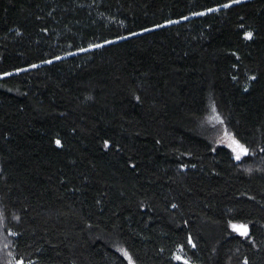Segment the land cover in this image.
<instances>
[{"label": "trees", "instance_id": "trees-1", "mask_svg": "<svg viewBox=\"0 0 264 264\" xmlns=\"http://www.w3.org/2000/svg\"><path fill=\"white\" fill-rule=\"evenodd\" d=\"M0 234V264H264V0H0Z\"/></svg>", "mask_w": 264, "mask_h": 264}, {"label": "rangeland", "instance_id": "rangeland-1", "mask_svg": "<svg viewBox=\"0 0 264 264\" xmlns=\"http://www.w3.org/2000/svg\"><path fill=\"white\" fill-rule=\"evenodd\" d=\"M206 120L203 121V125H201V128L204 130V133L206 131L207 138L210 140V142L213 145H220L225 146L230 149V151L233 154V157H236V152L238 149H236V144H240L230 133V131L227 129L225 120L218 112V109L215 105H210L209 111L206 115ZM205 135V136H206ZM233 141L236 142V144L233 143ZM244 147V146H243ZM245 148V147H244ZM243 155H241L242 157ZM236 159V158H235ZM233 229V225L231 226ZM234 230V229H233ZM238 233L237 230H234ZM8 239H4V237L0 234V248L4 251L7 247ZM113 247L115 250L127 261L128 264H136L129 254V252L121 245L118 244L116 241L113 242ZM127 253V255H125ZM183 262L187 263L184 259H181ZM15 264H24L20 260L16 261Z\"/></svg>", "mask_w": 264, "mask_h": 264}, {"label": "snow or ice", "instance_id": "snow-or-ice-1", "mask_svg": "<svg viewBox=\"0 0 264 264\" xmlns=\"http://www.w3.org/2000/svg\"><path fill=\"white\" fill-rule=\"evenodd\" d=\"M245 38L246 39H250L251 38V33H248ZM56 143L59 146L60 142L57 141ZM233 143L236 144L235 141H233ZM236 149H238V151L236 152V157H235L237 160L240 159L241 155H246L247 154V149L244 148L243 146L239 145V144H236ZM233 229L237 230V231H240L241 235H246L247 234L246 226L233 225ZM125 255H127V253H125ZM178 259H179V257H178ZM130 264H131V262H130Z\"/></svg>", "mask_w": 264, "mask_h": 264}]
</instances>
